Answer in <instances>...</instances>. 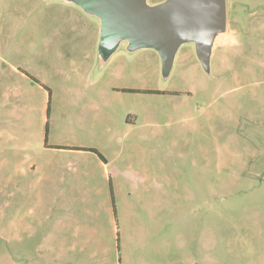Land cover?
Listing matches in <instances>:
<instances>
[{"label": "rangeland", "instance_id": "rangeland-1", "mask_svg": "<svg viewBox=\"0 0 264 264\" xmlns=\"http://www.w3.org/2000/svg\"><path fill=\"white\" fill-rule=\"evenodd\" d=\"M227 20L167 69L75 0H0V264H264V0Z\"/></svg>", "mask_w": 264, "mask_h": 264}, {"label": "water", "instance_id": "water-1", "mask_svg": "<svg viewBox=\"0 0 264 264\" xmlns=\"http://www.w3.org/2000/svg\"><path fill=\"white\" fill-rule=\"evenodd\" d=\"M101 19V50L109 56L122 41L132 50L156 49L165 67L172 66L180 45L193 42L209 70L214 40L227 30V0H75Z\"/></svg>", "mask_w": 264, "mask_h": 264}, {"label": "flooded vegetation", "instance_id": "flooded-vegetation-1", "mask_svg": "<svg viewBox=\"0 0 264 264\" xmlns=\"http://www.w3.org/2000/svg\"><path fill=\"white\" fill-rule=\"evenodd\" d=\"M82 7V6H81ZM82 9L83 10H85L83 7H82ZM86 11V10H85ZM87 12V11H86ZM87 13H89V12H87ZM89 14H91V15H94V16H96L97 18H99L97 15H95V14H92V13H89ZM99 20H101L100 18H99ZM234 25V21L232 20L230 23H228V20H227V32H228V29H229V27H232ZM231 31H232V29H230ZM233 32V31H232ZM124 42H126V41H124Z\"/></svg>", "mask_w": 264, "mask_h": 264}]
</instances>
